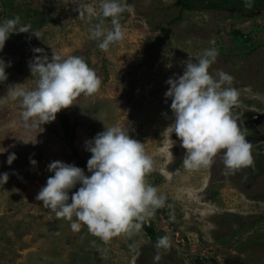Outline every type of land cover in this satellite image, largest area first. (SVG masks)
Wrapping results in <instances>:
<instances>
[{"label":"rangeland","instance_id":"374dc122","mask_svg":"<svg viewBox=\"0 0 264 264\" xmlns=\"http://www.w3.org/2000/svg\"><path fill=\"white\" fill-rule=\"evenodd\" d=\"M177 1L126 0L119 16L124 38L103 51L100 41L90 38L92 27L104 19L101 0H0V21L19 16L21 24L43 33L42 39L14 33L0 51L10 62L7 80L0 81V147L7 148L0 153V174L9 175L0 185V264H264V11L199 8L172 23L181 11ZM103 27H113L111 17ZM34 47L49 58L53 52L82 57L102 81L96 93L82 94L42 127L25 124L20 101L6 96L17 84L35 88L38 77H32L29 62L42 54H34ZM208 48L219 53L209 71L235 78L232 86L240 96L232 113L252 144L254 164L235 175L225 174L220 156L210 167L185 169L186 149L166 130L174 120L171 99L165 102L166 80L183 74L189 55L198 62ZM117 124L152 157L146 181L166 198L165 213L145 215L134 221L142 224L138 233L105 244L86 225L74 232L70 221L57 219L35 197L54 175L47 170L52 161L74 163L91 175L85 142ZM10 153L17 155L11 165ZM143 223L154 227L157 239ZM165 235L171 247L157 249Z\"/></svg>","mask_w":264,"mask_h":264},{"label":"clouds","instance_id":"9594fccd","mask_svg":"<svg viewBox=\"0 0 264 264\" xmlns=\"http://www.w3.org/2000/svg\"><path fill=\"white\" fill-rule=\"evenodd\" d=\"M252 2L245 0V6L252 7ZM126 7V0H101L99 16L111 17L113 25L106 30L104 19H100L91 29L90 38L100 41L101 50L108 51L112 44L123 40L125 33L119 16ZM78 11L83 17L80 5ZM93 14L89 12L90 16ZM14 33H31L40 39L43 35L39 30L32 31L30 24H21L19 16L0 21V51ZM32 51L42 54L34 55L29 62L32 77H38L35 88L24 89L17 84L10 87L6 95L13 101H20L25 124L42 127L53 122L58 112L73 105L82 94L92 95L100 89L101 79L82 57L72 55L65 58L53 52L49 58L43 48L34 47ZM218 55L215 48L205 49L197 58L198 62H193L189 55L184 62L183 74L166 80L170 87L165 92V102L171 99L174 117L166 130L170 135L175 133L186 149L185 169L210 167L220 156L225 174L235 175L254 164L252 144L232 113L240 96L239 90L232 86L235 78L223 70L215 76L209 71ZM8 66L10 62L0 58V81L7 80ZM3 102L0 99V103ZM85 144L86 150L92 154L87 161V171L91 175L74 163L52 161L47 170L54 175L48 177L35 199L42 201L43 207L54 212L57 219L70 221L74 232H80L82 224L86 225L88 231L105 244L121 234L131 235L133 230L138 233L142 224L134 221H143L145 215H154V210L163 206L166 199L158 193L157 187L146 181L154 168L152 157L141 141L118 124L105 126ZM6 151L7 148L0 147V153ZM16 159V153H10L7 163L11 165ZM30 163L35 166L38 162L30 158ZM8 179L7 172L0 174V185ZM77 185L80 187L70 197V190ZM170 247L171 240L167 235L156 243L157 249ZM154 259L158 262L161 255L158 253Z\"/></svg>","mask_w":264,"mask_h":264},{"label":"trees","instance_id":"16d2710c","mask_svg":"<svg viewBox=\"0 0 264 264\" xmlns=\"http://www.w3.org/2000/svg\"><path fill=\"white\" fill-rule=\"evenodd\" d=\"M175 5L180 7V14L175 18L173 22H178L183 17V12L186 10H196L199 8L202 9H212L219 11H236V12H245V11H254L261 10L264 11V0H253L252 7L245 6V0H178ZM63 124L66 128L69 127V118L64 115L62 117ZM75 130V129H74ZM164 212V207H158L154 212ZM144 229L150 234L153 239H157V233L153 226L143 223Z\"/></svg>","mask_w":264,"mask_h":264}]
</instances>
